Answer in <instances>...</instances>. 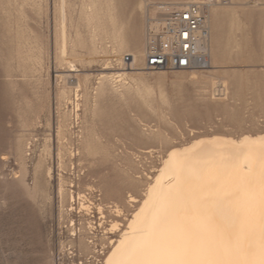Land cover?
<instances>
[{
    "label": "rangeland",
    "instance_id": "1",
    "mask_svg": "<svg viewBox=\"0 0 264 264\" xmlns=\"http://www.w3.org/2000/svg\"><path fill=\"white\" fill-rule=\"evenodd\" d=\"M185 1L0 0V264H101L169 148L264 133V0H211V67L143 68L150 4Z\"/></svg>",
    "mask_w": 264,
    "mask_h": 264
},
{
    "label": "bare ground",
    "instance_id": "2",
    "mask_svg": "<svg viewBox=\"0 0 264 264\" xmlns=\"http://www.w3.org/2000/svg\"><path fill=\"white\" fill-rule=\"evenodd\" d=\"M187 2L200 3L204 11L209 68L214 63L211 7L216 3H151L145 28H157L164 12ZM145 48L144 37L143 59ZM125 54L133 58L127 68L116 63ZM125 54L110 53L108 63L115 71L108 77L113 82L116 77L122 81L134 64V53ZM185 70L194 75V70L203 69ZM220 86L224 93V83ZM147 182L139 201L130 196L129 201L138 203L109 240L111 247L101 264H260L264 258V133L198 135L169 148ZM68 196L70 202L77 200L80 211L89 212L82 192L75 196L69 189ZM97 209L103 217L102 207ZM117 222L110 223V232L118 227Z\"/></svg>",
    "mask_w": 264,
    "mask_h": 264
},
{
    "label": "built area",
    "instance_id": "3",
    "mask_svg": "<svg viewBox=\"0 0 264 264\" xmlns=\"http://www.w3.org/2000/svg\"><path fill=\"white\" fill-rule=\"evenodd\" d=\"M207 38L208 27L200 3L173 7L162 14L157 28H145L144 68L148 71L207 68ZM132 60V55L125 54L116 63L127 68ZM115 80L119 84V78Z\"/></svg>",
    "mask_w": 264,
    "mask_h": 264
},
{
    "label": "snow or ice",
    "instance_id": "4",
    "mask_svg": "<svg viewBox=\"0 0 264 264\" xmlns=\"http://www.w3.org/2000/svg\"><path fill=\"white\" fill-rule=\"evenodd\" d=\"M260 264H264V258L261 259Z\"/></svg>",
    "mask_w": 264,
    "mask_h": 264
}]
</instances>
